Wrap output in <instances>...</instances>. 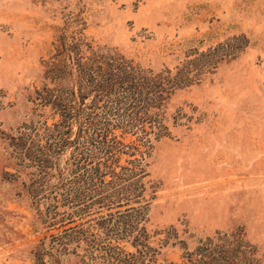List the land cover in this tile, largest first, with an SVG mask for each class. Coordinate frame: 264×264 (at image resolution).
I'll return each instance as SVG.
<instances>
[{"label":"rangeland","instance_id":"374dc122","mask_svg":"<svg viewBox=\"0 0 264 264\" xmlns=\"http://www.w3.org/2000/svg\"><path fill=\"white\" fill-rule=\"evenodd\" d=\"M0 264H264V0H0Z\"/></svg>","mask_w":264,"mask_h":264}]
</instances>
